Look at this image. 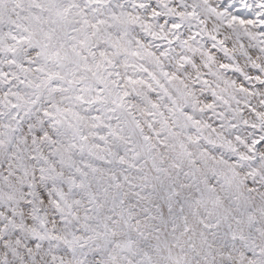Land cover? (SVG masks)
Here are the masks:
<instances>
[{
    "label": "snow or ice",
    "instance_id": "1",
    "mask_svg": "<svg viewBox=\"0 0 264 264\" xmlns=\"http://www.w3.org/2000/svg\"><path fill=\"white\" fill-rule=\"evenodd\" d=\"M0 264H264V0H0Z\"/></svg>",
    "mask_w": 264,
    "mask_h": 264
}]
</instances>
